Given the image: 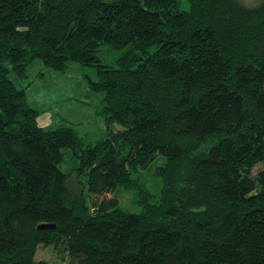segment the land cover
I'll return each instance as SVG.
<instances>
[{"label":"trees","instance_id":"trees-1","mask_svg":"<svg viewBox=\"0 0 264 264\" xmlns=\"http://www.w3.org/2000/svg\"><path fill=\"white\" fill-rule=\"evenodd\" d=\"M187 1L0 0V264H50L40 247L69 264H264V0ZM38 59L96 69L106 137L39 125L18 84ZM160 156L154 196L133 174Z\"/></svg>","mask_w":264,"mask_h":264},{"label":"rangeland","instance_id":"rangeland-1","mask_svg":"<svg viewBox=\"0 0 264 264\" xmlns=\"http://www.w3.org/2000/svg\"><path fill=\"white\" fill-rule=\"evenodd\" d=\"M181 8L189 11L187 0H181ZM99 56L104 64L115 65L119 53L109 48H103ZM28 78L19 86L29 85L27 99L31 107L40 112L38 123L45 129H57L60 126H72L77 134L87 144H96L107 135L105 118L102 114L105 103L104 94L93 91L86 76L92 81H98L95 68H81L71 63L66 72H57L44 66L41 60H36L28 69ZM16 82V79L11 76ZM20 82V81H19ZM17 83V82H16ZM114 129H119L117 126ZM72 153L67 152L63 171H69L75 165L71 159ZM165 157H158L147 169L138 170L133 179H138L149 193L158 196L162 188V178L156 175L159 166L165 164ZM264 170V163L254 167L253 175ZM87 193V192H86ZM120 208L133 214H140L142 206L138 202V191L135 189L118 188L115 192ZM89 204V194H86ZM37 261H47L50 264H69L67 253L58 247H40L36 254Z\"/></svg>","mask_w":264,"mask_h":264},{"label":"water","instance_id":"water-1","mask_svg":"<svg viewBox=\"0 0 264 264\" xmlns=\"http://www.w3.org/2000/svg\"><path fill=\"white\" fill-rule=\"evenodd\" d=\"M52 228H54V226H52V225H42L40 227V229H52Z\"/></svg>","mask_w":264,"mask_h":264}]
</instances>
